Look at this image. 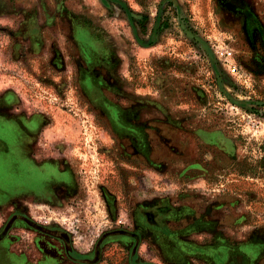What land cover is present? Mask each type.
Listing matches in <instances>:
<instances>
[{
  "label": "rangeland",
  "instance_id": "374dc122",
  "mask_svg": "<svg viewBox=\"0 0 264 264\" xmlns=\"http://www.w3.org/2000/svg\"><path fill=\"white\" fill-rule=\"evenodd\" d=\"M0 91L6 250L264 264V0H0Z\"/></svg>",
  "mask_w": 264,
  "mask_h": 264
},
{
  "label": "crops",
  "instance_id": "0c3cea01",
  "mask_svg": "<svg viewBox=\"0 0 264 264\" xmlns=\"http://www.w3.org/2000/svg\"><path fill=\"white\" fill-rule=\"evenodd\" d=\"M6 94H4L2 91H0V96H5ZM11 122V121H10ZM10 122H5V123H2V121L0 120V131L1 132H4L5 133V136H6V138H4L5 139V141H8L9 143H8V146H12V145H16V143H17V138L16 137H14V138H12L11 137V135H13L14 134V131L17 129L16 128V126H13L12 127V124L10 123ZM15 129V130H14ZM14 158V159H13ZM6 168H8V169H10V170H12V173H11V171L9 172V174H10V183H12L13 182V180H15L14 179V177H18V174L19 173H21L22 171H23V174H25V176L27 177V179H29L28 177V174H27V172H28V169H27V167L26 166H23V167H20V168H23V170L21 169V170H19L18 168H19V165H18V162H17V159H16V157H13V155L10 153L9 154V159H7L6 160V162H5V165H4ZM19 172V173H18ZM13 175V176H12ZM6 178V177H5ZM5 178H3V179H5ZM8 253H11V252H8ZM12 253H14V252H12ZM15 255L17 256V257H24V256H19L17 253H15ZM10 256H12V255H10ZM9 256V257H10ZM26 258V257H25ZM27 258H28V261H30V263L31 264H61L59 261H58V259L56 258V257H52V256H50V255H28L27 256ZM16 259V257H13L12 258V260L14 261ZM26 261V260H25ZM22 264H23V261H20ZM19 262V263H20ZM17 263H18V261H17ZM18 263V264H19ZM20 263V264H21Z\"/></svg>",
  "mask_w": 264,
  "mask_h": 264
},
{
  "label": "flooded vegetation",
  "instance_id": "af4514ba",
  "mask_svg": "<svg viewBox=\"0 0 264 264\" xmlns=\"http://www.w3.org/2000/svg\"><path fill=\"white\" fill-rule=\"evenodd\" d=\"M29 172V173H28ZM28 172H27V174H28V178H30V180L31 181H33V183L34 184H31V182H30V180H29V182L30 183H28V184H30V185H37V184H39V183H41L42 185L44 184V181H43V179L39 176V173L38 172H35V171H33V169H31L30 168V170H28ZM42 188H45V185H44V187H42ZM44 230H46V229H44ZM119 234H122V235H129L130 237H133V239L135 240V241H140V239H141V237H140V235L139 234H137V233H133V232H129V231H119V232H115V233H111L110 235H106V236H104L103 237V239L102 240H100L97 244H96V246H95V249H94V256H93V259H90V260H85V262L87 263V264H99L100 263V261H101V259H102V257H103V253H102V251H103V247H104V245H105V243H106V240L108 239V238H110L111 236H113V235H119ZM53 235L54 236H56V237H59L60 239H62L63 240V242L65 243V244H69V241H70V237L68 236V235H64V234H62V233H59V232H53ZM5 245H6V242H0V251L2 252L3 251V253H7V252H14V251H8V250H6L5 248ZM0 252V253H1ZM15 253V252H14ZM24 252L22 251L21 252V254H23ZM19 256H24V255H19ZM24 257H26L27 258V256L25 255ZM28 259V258H27Z\"/></svg>",
  "mask_w": 264,
  "mask_h": 264
},
{
  "label": "built area",
  "instance_id": "2783aa9c",
  "mask_svg": "<svg viewBox=\"0 0 264 264\" xmlns=\"http://www.w3.org/2000/svg\"><path fill=\"white\" fill-rule=\"evenodd\" d=\"M236 69V68H235Z\"/></svg>",
  "mask_w": 264,
  "mask_h": 264
}]
</instances>
